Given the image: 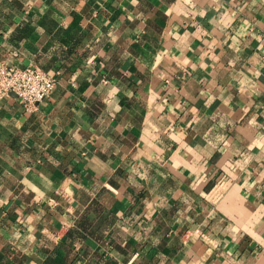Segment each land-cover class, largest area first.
<instances>
[{
    "label": "crops",
    "instance_id": "crops-1",
    "mask_svg": "<svg viewBox=\"0 0 264 264\" xmlns=\"http://www.w3.org/2000/svg\"><path fill=\"white\" fill-rule=\"evenodd\" d=\"M0 264H264V0H0Z\"/></svg>",
    "mask_w": 264,
    "mask_h": 264
},
{
    "label": "built area",
    "instance_id": "built-area-1",
    "mask_svg": "<svg viewBox=\"0 0 264 264\" xmlns=\"http://www.w3.org/2000/svg\"><path fill=\"white\" fill-rule=\"evenodd\" d=\"M55 77L37 66L0 63V99L14 94L26 111H37L56 87Z\"/></svg>",
    "mask_w": 264,
    "mask_h": 264
}]
</instances>
